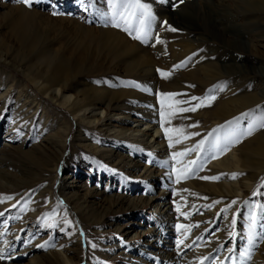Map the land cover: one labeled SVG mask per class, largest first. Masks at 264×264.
I'll return each mask as SVG.
<instances>
[{
    "label": "rangeland",
    "instance_id": "1",
    "mask_svg": "<svg viewBox=\"0 0 264 264\" xmlns=\"http://www.w3.org/2000/svg\"><path fill=\"white\" fill-rule=\"evenodd\" d=\"M141 2L156 17L146 43L133 38L136 19L133 35L123 30V0H0V264H264V173L248 181L237 162L242 149L255 164L247 141L264 131V105L242 112L239 128L213 115L230 98L264 97L243 68L264 73V13L239 0ZM217 24L223 37L205 30ZM186 31L196 47L170 51ZM223 38L230 51L219 50ZM208 44L216 51L199 49ZM207 64L202 81L184 78ZM97 100L106 112L89 114ZM147 114L165 135L158 148L131 137L152 132ZM225 161L236 169L213 175ZM163 196L168 228L156 209Z\"/></svg>",
    "mask_w": 264,
    "mask_h": 264
},
{
    "label": "bare ground",
    "instance_id": "2",
    "mask_svg": "<svg viewBox=\"0 0 264 264\" xmlns=\"http://www.w3.org/2000/svg\"><path fill=\"white\" fill-rule=\"evenodd\" d=\"M172 1H174V0H172ZM172 1L169 0V2H172ZM239 1H241V2H243L245 4V6L247 7L245 9V12L248 13L249 15H253V13H264V0H239ZM166 4H167V2H166ZM169 5H166V6L169 8V12H171V7L172 6L170 7ZM218 26H219L220 30L217 29L215 31H211L210 29H207L206 26H205V30H206L207 33L211 34L214 37H217V38L223 37L224 27L223 26L221 27L220 25H218ZM185 35H188V37H185L184 40H181L180 43H182V45H180V46L179 45H172L169 48L170 51H192L193 50L192 48L196 47V45H197L196 41L197 40L193 39L194 36H192L191 33L187 32V31H186ZM157 40H160V39H157ZM228 40H229L228 38H223V40L221 42L223 47L221 46V48L219 50H221V51H230L231 50ZM199 45H201V44H199ZM203 48L205 50L211 49V51H216V49H214V47H213V44H208L206 46V48L204 46H199V49L201 51H203ZM132 49H134V47H132ZM232 50H234V49H232ZM127 51H130V50L128 49ZM186 53L187 52H184V53L180 54V56H178V57H175V55L172 56V57H173V59L175 58V60L178 61V58H182L184 56L183 54H186ZM209 65L210 64H207L206 66L202 67L201 69H196L195 68L194 70H190V71L184 73V78L186 80H188L189 82H191V81L192 82L193 81L194 82H198L200 80L199 76L202 74V71L204 69L208 68ZM243 68H244L245 71H248V69H251L249 71H251V73L254 76L253 80L256 78L264 86V73L258 72L255 67L251 68L249 66H243ZM204 74H205V72H204ZM200 81H202V80H200ZM210 81L207 82V85L212 84V82H210ZM61 89H62V87H60V82H55V83H52L46 89L45 92H49V93L51 92V94H52L51 99L54 100L55 98H57V95H58L57 93L60 92ZM53 90H56V94L53 93L54 92ZM237 90H238L237 88H234L233 91H237ZM60 99L62 100V103H64V104L71 100L69 96H62V97H60ZM257 105H259V106L260 105H264V97L260 98L256 94H254V95L253 94H247V95L240 96V97H237V98H235V97L234 98H230L229 100L225 101L222 104V107H220L213 115L217 119H219L221 121H224V120H226V122L229 121V120L230 121H232V120L233 121H237V125H238V128H239L242 125V123H241V121H242L241 119L242 118H240L239 120H237V118H239V116H242L241 113L246 111L249 107L255 106L257 108ZM29 106L31 108L35 107V105H30V104H29ZM101 106H102L101 101L97 100V101H95L94 104H92L91 106L88 107L87 111L89 112V114H93L97 109L100 110V113L106 112L104 110H106L107 108L103 107L102 109H100ZM74 107H77V106H74ZM231 107L234 108V109H232ZM147 115H149V117L144 115V118L142 119V121H144L143 125L145 126V128H143V129H151L150 132L152 131L153 133L152 132H151L152 134L151 133L150 134L144 133V134L139 135V136L131 134V137H133V139H135L134 141H136V142H144V141H146V144H147L148 147H152L153 148V144H155L156 147H154V148H158V146H160L162 144V141L165 140V135H163V134L159 135L158 134L159 133L158 124L153 122L150 119V116H151L150 114H147ZM89 123L90 124H95L96 122H95V120H90ZM226 125H229V124H226ZM140 131H138V132H140ZM125 133H123V134H125ZM255 134H256V136L254 138L252 137L251 139H249L247 141V143H248L247 146L248 145H254V147H255V149L251 150V152L254 154V156L256 158L255 159V164H254V162H249V159H252V158L251 157L249 158L247 153H245L242 149L238 152V161L237 162L239 164L241 162V166H242V169H241L240 173H243L245 175L244 178L246 180H248V181H251L252 178H254L255 176H256V178H259V176H261L264 173V131L262 130V131L258 132V130H257V132ZM138 138L140 140H138ZM160 151L163 154H165L167 152V149H166V147H162ZM2 163H4V162H2ZM220 164L217 167L218 171L216 173H212L213 175L226 173L230 169L231 170L229 172H231L234 169H236L228 161L222 162L221 165ZM245 165L248 166L249 171L244 170ZM240 185H243V186H239L241 189L244 188V187L247 188V185H249V183H247V182L245 183L244 182V183H242ZM229 186L232 188L231 184H229ZM232 190H233V188H232ZM165 199H166V197L163 196L161 203H158L156 205V209H159L160 213L163 212L160 215L162 217V218L160 217V219L163 220L162 221L164 223L163 228H165V227L168 228L167 224L171 223V220H173L174 218L171 217L170 214H169L170 205H169V202L166 203ZM159 225H161V224L159 223ZM159 225H158V227H159ZM166 259L171 260V258H167V257H166ZM169 263H171V262H168V264Z\"/></svg>",
    "mask_w": 264,
    "mask_h": 264
},
{
    "label": "snow or ice",
    "instance_id": "3",
    "mask_svg": "<svg viewBox=\"0 0 264 264\" xmlns=\"http://www.w3.org/2000/svg\"><path fill=\"white\" fill-rule=\"evenodd\" d=\"M20 2H23L25 4H29L31 3V0H20ZM161 2H165V0H161ZM108 3L111 7L115 8L116 6V0H108ZM123 11L119 13L120 16V20H123V23L125 25V27L123 28L124 31L128 32L130 35H133L132 32V25H131V20L132 19H136L138 21V26L135 28V35H133L134 39L137 40H141L142 43H146L148 41V39L150 38L149 32H150V27H151V22L154 21L156 19V17L153 15L151 8L145 4L142 3L141 0H123ZM125 14L127 15V18L125 17ZM117 13L113 12L112 17L110 18V20L108 21L109 23H111L114 27H120V21L116 19ZM172 31H175V29H171ZM179 67V66H178ZM162 76L167 77L169 74L168 73H161ZM210 91H215V89L210 90ZM168 97H172L175 96L177 94H173V93H168L165 94ZM215 96L214 95H209L206 96L204 98H198V97H192V100H199L200 104L193 106L191 108H185V109H181L180 111H196L197 107H201V106H206L204 101L205 100H215ZM177 103H189V101H177ZM245 116H247L248 114H244ZM237 120H239V118H237ZM236 121H230L229 124H233ZM221 127H225V126H221ZM260 128H264V122H262L259 125ZM167 129L165 130V134L167 135ZM174 131H178V130H174ZM220 131V129H215L214 133H218ZM236 130H233V133H235ZM252 134V128L249 127L247 132L245 133H240V135H251ZM237 140H239V136L236 137ZM204 144V141H201L199 144H197L195 146V148L193 149H189L186 152H181V153H175V155L178 156H185L188 155L190 152L192 151H197L199 150ZM173 144L169 143V147H172ZM213 147H215L217 150L219 149V144L218 142L214 143ZM190 164H196V161H190ZM233 179H235V174H233L232 176ZM179 179V177H178ZM205 179H209L208 177H205ZM211 179L216 180L219 179V177H212ZM235 203V202H233ZM225 211H227V209H225ZM3 213H0V216H3ZM253 221H255V217H252ZM65 223L70 224L69 221H65ZM235 224V220H233V225ZM54 226V225H51ZM231 235H235V233H232ZM253 240H249V243H253ZM228 251L230 253L234 252L235 249H228ZM241 257H244V253H240ZM4 254L0 253V259H4ZM212 258L210 257H205L204 260H210ZM226 259H233V264H234V257H228ZM201 264H203V261L201 262Z\"/></svg>",
    "mask_w": 264,
    "mask_h": 264
}]
</instances>
